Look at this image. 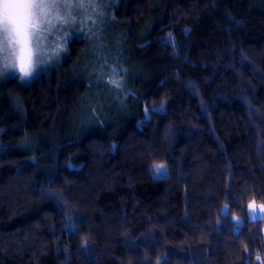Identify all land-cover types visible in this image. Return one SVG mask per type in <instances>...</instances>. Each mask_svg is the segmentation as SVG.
Segmentation results:
<instances>
[{
  "label": "trees",
  "instance_id": "1",
  "mask_svg": "<svg viewBox=\"0 0 264 264\" xmlns=\"http://www.w3.org/2000/svg\"><path fill=\"white\" fill-rule=\"evenodd\" d=\"M102 13L104 61L0 83V264H264V0Z\"/></svg>",
  "mask_w": 264,
  "mask_h": 264
},
{
  "label": "rangeland",
  "instance_id": "2",
  "mask_svg": "<svg viewBox=\"0 0 264 264\" xmlns=\"http://www.w3.org/2000/svg\"><path fill=\"white\" fill-rule=\"evenodd\" d=\"M114 1L116 2V0H55L57 7L51 9L42 22L38 21V27L32 30L29 38L28 49L31 52V74L29 76H24L19 71V46L6 40L4 34L0 33V83L5 82L11 76H17L21 82L28 83L41 72L48 71L61 63L68 56V42L75 35L87 36L88 41L86 42L90 54L87 63L95 64L98 60L104 61L106 56L100 51L106 45L102 37L106 24L103 19L106 16L102 10L104 11V5ZM13 101L16 107L20 105L17 98H13ZM2 145L0 139V147ZM157 166L163 167L157 171ZM154 169L157 175H161L167 171V165L156 164ZM235 219L240 225L245 221L242 217ZM247 220H262L264 238L263 203L256 200L249 203Z\"/></svg>",
  "mask_w": 264,
  "mask_h": 264
},
{
  "label": "snow or ice",
  "instance_id": "3",
  "mask_svg": "<svg viewBox=\"0 0 264 264\" xmlns=\"http://www.w3.org/2000/svg\"><path fill=\"white\" fill-rule=\"evenodd\" d=\"M56 7L55 0H0V33L4 34L6 40L19 46V71L24 76L31 74L28 42L32 30ZM162 167L157 166L156 170L160 171Z\"/></svg>",
  "mask_w": 264,
  "mask_h": 264
}]
</instances>
